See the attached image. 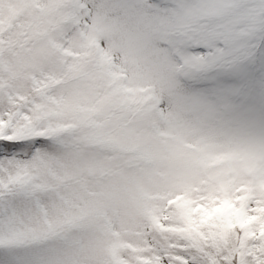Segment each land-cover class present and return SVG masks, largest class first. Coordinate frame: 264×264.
Masks as SVG:
<instances>
[{
  "label": "snow or ice",
  "instance_id": "obj_1",
  "mask_svg": "<svg viewBox=\"0 0 264 264\" xmlns=\"http://www.w3.org/2000/svg\"><path fill=\"white\" fill-rule=\"evenodd\" d=\"M0 264H264V0H0Z\"/></svg>",
  "mask_w": 264,
  "mask_h": 264
}]
</instances>
